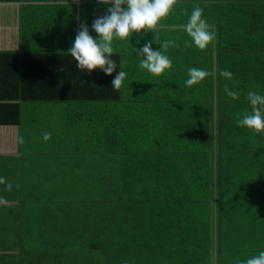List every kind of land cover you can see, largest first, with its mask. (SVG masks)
<instances>
[{"label": "trees", "instance_id": "obj_1", "mask_svg": "<svg viewBox=\"0 0 264 264\" xmlns=\"http://www.w3.org/2000/svg\"><path fill=\"white\" fill-rule=\"evenodd\" d=\"M96 6L106 13L104 3L105 8ZM196 6L216 34L203 50L192 44L182 27L188 17L183 14ZM141 35L144 42L155 38L154 49L172 41L167 48L172 61L175 55L201 59L196 67L209 75L188 87L184 81L189 64L175 65L176 74L155 82L162 90L135 91L129 98L130 91L124 88L132 76L123 60L139 57L135 47L142 44L134 42L136 36L114 41L119 49L111 58L127 72L118 90L111 85L115 71L107 75L97 68L89 75L78 69L66 52L71 42L65 40L55 50L40 44L1 52L0 123H19L22 102L99 106L102 117L97 123L105 126L106 188L85 199L105 200L111 213L121 202L153 204L139 208L138 215H148L147 227L154 230L143 234L137 225L138 240L113 241L114 229L108 225L101 241L74 242L76 250L103 249L106 264H121L129 254H139V264H145L148 259L142 254L155 250L203 249L210 255L213 249L218 264H239L264 249V132L237 123L252 109L247 92L264 93V0H176L170 15ZM175 66L173 61L171 67ZM224 70L232 73L230 79L222 75ZM232 91L235 97L229 94ZM128 105L154 107L162 120L144 131L130 129L129 143L120 148L117 137L125 127L116 119L120 113L111 110ZM139 155H149L151 161L145 163ZM106 222L111 224L113 217ZM4 245L0 264L72 263L60 257L61 244L56 241Z\"/></svg>", "mask_w": 264, "mask_h": 264}, {"label": "crops", "instance_id": "obj_2", "mask_svg": "<svg viewBox=\"0 0 264 264\" xmlns=\"http://www.w3.org/2000/svg\"><path fill=\"white\" fill-rule=\"evenodd\" d=\"M97 3L102 6L103 0L0 1V53L33 49L40 44L55 50L64 45V40L66 44L72 42L82 23L94 33V18L105 14L98 10ZM143 31L133 34L134 42L144 43ZM139 59L123 60L132 76L124 88L130 91L129 98L135 91L146 94L150 88L162 90L155 82L176 74L175 65H201V59L175 55L174 68L154 75L140 67ZM111 111L120 113L116 119L125 127L117 137L120 148L129 143L130 129L144 131L162 120L161 111L154 107L128 105ZM20 112L19 123H0V247L5 242L16 247L18 241L46 239L61 244L60 257L71 260V264H106L103 249L78 251L73 243L101 241L108 225L114 229L113 241L138 240L137 225L143 234L153 229L147 227L148 215H138L139 208L148 209L153 204L121 202L111 213L105 200L93 203L85 199L91 192L100 194L106 188L105 126L97 123L102 117L98 105L22 102ZM45 131L51 133L47 141L42 138ZM150 157L143 155L141 160L146 163ZM109 217H113L111 224L106 222ZM209 252L155 250L141 254L148 259L145 264H208L209 257L211 264H218L213 249ZM137 255L129 254L128 264H139Z\"/></svg>", "mask_w": 264, "mask_h": 264}, {"label": "clouds", "instance_id": "obj_3", "mask_svg": "<svg viewBox=\"0 0 264 264\" xmlns=\"http://www.w3.org/2000/svg\"><path fill=\"white\" fill-rule=\"evenodd\" d=\"M103 3L107 7L106 13L96 16L91 25L92 30L98 35L94 37L87 23H82L66 52L74 58L76 67L87 71L89 75L97 68L107 75L115 71L116 75L111 80V85L118 90L125 82L127 72L122 64L118 67L116 61L111 58V55L117 52L114 41L131 38L134 33L141 30L152 32L170 15L176 0H103ZM182 27L198 49L208 48L215 40V30L199 6L191 9ZM153 42L156 43L155 38L154 41H145L140 48L135 49L140 57V67L154 75H160L172 66L173 61L167 54V48L172 41L160 43L159 49L152 47ZM208 75L206 69L191 66L188 68L184 84L191 87ZM222 75L229 79L232 77L228 70H224ZM229 94L234 97L237 95L234 91ZM247 100L252 109L244 113L237 123L257 132H264V93L249 90ZM50 135V132L45 131L42 138L47 141ZM121 264H128V261L122 260ZM239 264H264V249L240 261Z\"/></svg>", "mask_w": 264, "mask_h": 264}]
</instances>
